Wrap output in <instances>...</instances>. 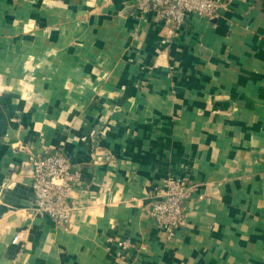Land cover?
<instances>
[{"label":"crops","instance_id":"0c3cea01","mask_svg":"<svg viewBox=\"0 0 264 264\" xmlns=\"http://www.w3.org/2000/svg\"><path fill=\"white\" fill-rule=\"evenodd\" d=\"M228 3L171 35L138 0H0V76L42 63L30 111L0 97V264H264V0ZM58 150L70 230L32 211L28 160ZM170 179L190 190L172 238L149 218Z\"/></svg>","mask_w":264,"mask_h":264},{"label":"built area","instance_id":"2783aa9c","mask_svg":"<svg viewBox=\"0 0 264 264\" xmlns=\"http://www.w3.org/2000/svg\"><path fill=\"white\" fill-rule=\"evenodd\" d=\"M228 6V0H138L137 9L142 15L159 12L170 24V34L176 35L186 25L190 15L215 20ZM28 161L33 168V213L47 216L56 225L70 230L79 208L71 198L77 175L70 157L64 152L55 151L32 156ZM189 191L187 180L170 179L152 194L149 218L169 238L175 236L184 225ZM18 239L16 237L14 242ZM118 246L125 252L136 251V246L130 240H122ZM117 258L123 263L124 258L120 254H117Z\"/></svg>","mask_w":264,"mask_h":264},{"label":"rangeland","instance_id":"374dc122","mask_svg":"<svg viewBox=\"0 0 264 264\" xmlns=\"http://www.w3.org/2000/svg\"><path fill=\"white\" fill-rule=\"evenodd\" d=\"M24 32L27 33L26 26H24ZM24 66V75L23 78L18 82L17 88L15 85L10 84L7 78L0 76V97L6 95L9 96L18 91L19 100L22 101V104H24V107H22L23 111H30L34 107L35 103L39 102V93L36 90L37 78L34 74L42 66V63L37 58H29L24 63ZM16 123L19 124L21 128H23L24 124L22 123L21 116L16 118ZM25 149V145L20 142L12 146V150L16 151V153Z\"/></svg>","mask_w":264,"mask_h":264}]
</instances>
